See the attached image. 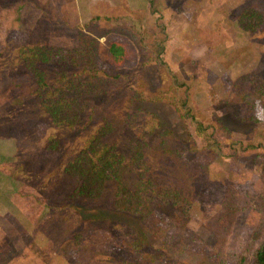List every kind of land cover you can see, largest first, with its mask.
<instances>
[{
    "label": "rangeland",
    "instance_id": "374dc122",
    "mask_svg": "<svg viewBox=\"0 0 264 264\" xmlns=\"http://www.w3.org/2000/svg\"><path fill=\"white\" fill-rule=\"evenodd\" d=\"M254 4L264 16V0H0V264L251 263L264 241V20L246 32L234 15ZM110 44L121 59L110 58ZM21 48L73 56L107 93L74 128L51 123L28 93ZM162 49L165 71L151 57ZM135 72L142 98L130 87ZM252 83L262 88L254 119ZM157 91L175 104L147 101ZM181 101L191 116L177 109ZM118 115L108 142L157 119L156 131L181 149L157 166L146 156L122 180L132 191L140 174L157 189L189 184L185 204L139 219L114 209L110 184L96 201L71 196L77 181L63 167ZM52 137L58 147L46 148Z\"/></svg>",
    "mask_w": 264,
    "mask_h": 264
},
{
    "label": "trees",
    "instance_id": "16d2710c",
    "mask_svg": "<svg viewBox=\"0 0 264 264\" xmlns=\"http://www.w3.org/2000/svg\"><path fill=\"white\" fill-rule=\"evenodd\" d=\"M263 17V11L255 4L246 5L238 11L237 15H234V22L242 31L254 32L261 27ZM160 48L162 47H158V49ZM161 51L163 49L156 51V55L151 56L154 58L152 63L156 62L165 71L167 66L158 55ZM108 53L114 61L121 59L123 54L121 47L115 44L109 45ZM19 58L18 62L24 64L31 72L32 82L29 85V95L37 98L36 106L43 117L57 126L67 129L74 128L81 121V114L86 109L92 110L91 103L94 98L102 93H107L103 81L99 78L96 79L98 77L96 72L81 65L73 56H68L61 51L21 48ZM36 65L38 67L43 65L45 70L40 71L35 67ZM134 75V82L132 85L130 84L133 89V97L142 98L141 94L136 93L139 73L135 72ZM102 86L104 87L103 91L101 90ZM245 86L242 85L243 90ZM246 88L248 91L245 95L251 99V116L254 119L253 103L259 100L262 88L259 83H252ZM144 93L146 94L145 91ZM161 93L162 91H157L146 99L154 104L162 101L170 103V105L175 104L172 103L173 98L162 96ZM242 96L244 95L242 94ZM255 96L256 98H254ZM183 105L184 101H181L182 107L177 109L182 113L184 111L183 117L191 116L188 109L183 108ZM118 117L119 122L116 118L114 120L111 117L104 119L103 124L86 139L73 159L63 167L62 174L77 181L71 196L82 200L96 201L102 196L105 186L110 184L113 186L111 197L114 209L135 215L139 219H144L151 213H155L157 209L170 204H185L188 201L189 184L187 187L181 185L180 188L157 189L152 183L151 176L140 174V185L132 191L122 180V176H128L135 172L136 166L141 165L140 170H142L144 165L142 159L146 156H152L154 158L153 165L157 166L161 157L179 156L181 149L176 146L177 142L167 138V130L156 131L160 128L157 119H148L147 123L151 125L141 123L138 129H130L128 138L120 143L115 140L108 142L106 138L109 137L108 135L112 133L115 126L122 125V118L119 115ZM136 131L153 134L151 145L148 146L142 136L136 137ZM195 134L199 136V133L195 132ZM55 147H58V140L52 137L46 148L53 149ZM134 247L138 249L140 245H134ZM251 257L250 264H264V241L254 250ZM236 264H243V259L240 258Z\"/></svg>",
    "mask_w": 264,
    "mask_h": 264
}]
</instances>
